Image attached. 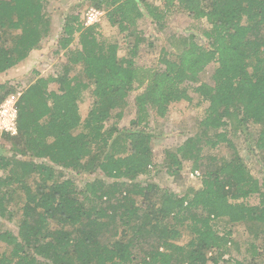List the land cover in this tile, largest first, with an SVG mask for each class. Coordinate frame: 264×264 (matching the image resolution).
<instances>
[{
  "label": "trees",
  "instance_id": "1",
  "mask_svg": "<svg viewBox=\"0 0 264 264\" xmlns=\"http://www.w3.org/2000/svg\"><path fill=\"white\" fill-rule=\"evenodd\" d=\"M43 1L0 0V73L40 47L47 21ZM88 1L129 38L128 54L119 57L118 42L105 43L96 23L85 25L75 14L65 20L58 39L67 69L56 77H37L17 97V132L0 136L12 153L0 152V170L7 172L0 176V216L12 215L7 205L18 190L23 201L17 232L0 230V243L8 247L0 251V264H219L231 232H219L214 220L251 223L264 233L262 184L234 149L230 158L199 171V138L177 149L182 158L194 159L191 172L200 173L198 189L178 194L140 179L154 163L146 118L149 110L164 117L172 103L191 101L183 87L187 83L207 103L203 134L228 123L252 126L254 145L264 153V0ZM171 8L205 19V43L186 38L178 53L161 56V68L138 65L135 58L145 41L138 21L147 17L161 25ZM76 34L78 46L71 47ZM211 63L216 65L212 81L202 82L199 74ZM77 65L84 79L68 74V67ZM50 82L55 89L48 88ZM87 88L93 100L82 118L78 101ZM141 88L130 128L107 125L115 109L122 118L128 94ZM11 94L15 90L0 83V102ZM215 136L207 142L213 147L225 140L222 132ZM165 154L167 172L178 174V154ZM64 170L100 176L78 189ZM33 174L34 188L28 185ZM253 195L258 203H247ZM177 226L192 235L185 245L175 242Z\"/></svg>",
  "mask_w": 264,
  "mask_h": 264
},
{
  "label": "rangeland",
  "instance_id": "2",
  "mask_svg": "<svg viewBox=\"0 0 264 264\" xmlns=\"http://www.w3.org/2000/svg\"><path fill=\"white\" fill-rule=\"evenodd\" d=\"M156 5H161L160 0H148ZM93 7L88 0H44L43 1V20L46 22V30L40 41V47L30 52L28 57L17 64L14 68L6 71V74H0V83H6L7 88L15 90L17 99L29 84L35 83L37 77L49 78L56 77L67 69V61L64 51L59 49L58 39L62 33V27L66 19L78 14L81 20L86 21L87 13ZM102 15L98 17L95 23L98 25L100 39L107 42H118L119 48L117 54L124 57L128 54L129 38L119 33L116 27H111L105 19L104 11L100 10ZM207 28L205 19H192L187 13L171 8L169 14L163 18L161 25L153 23L150 18L144 17L138 21V32L145 38L140 44L138 54L135 58L136 63L140 66L158 69L161 68L160 58L162 55H173L178 53L182 48V42L186 38H191L199 44L205 43L203 30ZM16 34V31H12ZM16 32V33H15ZM6 38H9L7 36ZM133 40V39H131ZM78 46V36H74L71 47ZM215 64L208 65L200 74L199 80L210 83ZM81 65L69 66L68 74L74 76L81 74ZM192 95L191 101H180L172 103L164 117L157 116L149 110L146 118V129L152 134V150L154 152V163L149 169V173L140 179H148L156 182L160 188H168L174 193L184 194L188 189H198L200 187V177L190 178L191 167L194 159L182 158L178 148L182 146L189 138H199L195 147L199 148L200 170L206 166L216 164L221 159L230 158L233 149L238 152L244 159V162L250 172L262 184L264 191V153L256 149L254 145L255 128L233 127L228 123L226 127L218 130H209L203 134L200 127V121L204 116L206 102L193 93L191 86L184 83ZM49 89H55L56 84L50 82ZM142 91L141 89L132 90L127 98L122 110V118L118 119L119 109L112 112L107 125H116L122 131L130 128V121L136 117L135 96ZM7 96V97H9ZM6 97V98H7ZM92 96L90 90L82 91L78 104L79 112L84 118L91 107ZM2 102V101H1ZM0 102V103H1ZM220 132L225 134V140L220 141L216 146L207 143L208 140H216L215 134ZM230 143V145L228 144ZM11 144L0 137V152L4 155H11ZM170 150L178 154L181 159L182 167L178 174L170 175L165 166L169 157L165 154ZM195 153L196 150H195ZM7 175L6 171L0 170V176ZM64 177L71 178L78 189H81L85 181L93 180L100 176L97 172H76L73 170H64ZM34 180H37L33 174L28 179V185L35 187ZM109 180L110 179H105ZM23 201L22 191L14 193L11 204L7 205V210H11L12 215L0 216V230H8L16 233L21 213L18 210ZM249 204H257L258 196L253 195L246 199ZM214 226L219 232L229 230L231 232V243L228 244V251L219 264H264V233H258L259 228L251 223L236 222L231 223L227 218L214 220ZM180 230V236L175 239L180 245H185L192 239L190 231L185 226H177ZM258 230V231H257ZM257 233V235H256ZM0 251H8V247L0 243ZM224 262V263H223ZM210 264V263H209Z\"/></svg>",
  "mask_w": 264,
  "mask_h": 264
},
{
  "label": "built area",
  "instance_id": "3",
  "mask_svg": "<svg viewBox=\"0 0 264 264\" xmlns=\"http://www.w3.org/2000/svg\"><path fill=\"white\" fill-rule=\"evenodd\" d=\"M102 15V12L98 9L92 8L88 11L85 25L94 24L98 21V17ZM17 99L9 96L5 98L0 103V136L3 133H8L11 135L16 134L17 132ZM190 178H198L200 177L199 171L195 170L190 172Z\"/></svg>",
  "mask_w": 264,
  "mask_h": 264
},
{
  "label": "crops",
  "instance_id": "4",
  "mask_svg": "<svg viewBox=\"0 0 264 264\" xmlns=\"http://www.w3.org/2000/svg\"><path fill=\"white\" fill-rule=\"evenodd\" d=\"M0 74H6V73H0Z\"/></svg>",
  "mask_w": 264,
  "mask_h": 264
}]
</instances>
